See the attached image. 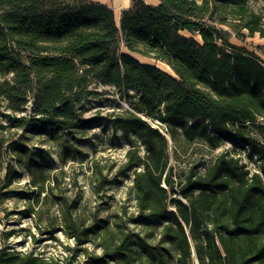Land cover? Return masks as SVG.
<instances>
[{"label":"trees","instance_id":"obj_1","mask_svg":"<svg viewBox=\"0 0 264 264\" xmlns=\"http://www.w3.org/2000/svg\"><path fill=\"white\" fill-rule=\"evenodd\" d=\"M249 1L132 0L118 26L111 7L90 0H0V149L5 131L56 137L90 126V85H113L129 107L99 119L128 144L119 173H132L136 205L130 214H83L72 201L40 197L32 180L23 208L1 210L0 264H193L191 241L198 264H264V142L246 128L264 133V63L222 28L264 37ZM146 118L172 139L241 145L258 169L225 150L175 179L166 135ZM6 146L14 162L5 187L15 165L42 170L20 137Z\"/></svg>","mask_w":264,"mask_h":264},{"label":"rangeland","instance_id":"obj_2","mask_svg":"<svg viewBox=\"0 0 264 264\" xmlns=\"http://www.w3.org/2000/svg\"><path fill=\"white\" fill-rule=\"evenodd\" d=\"M106 1L115 7L113 11L119 26L120 5L118 3L120 0ZM249 5L252 10L262 16L264 22V0H250ZM222 28L232 43L252 51L264 63V37H261L258 32L250 33L235 25H222ZM181 34L193 37L201 43L197 35L187 32H181ZM119 50L126 52L122 44L119 45ZM130 54L140 61L153 63L163 71L174 75L165 63L136 53ZM90 88L97 91L95 97L90 98L84 105L83 115L96 118L90 126L74 133H62L56 137L36 136L28 132L24 133L20 129L3 132L6 141L0 149V216L3 214L2 208L15 210V212L23 208L25 204L23 194L31 188L32 180H37L40 184L35 187L36 192L44 188L40 197L47 194L48 200L72 201L77 211L83 214L97 212L106 215L135 212V198L131 189L132 173H119L126 159L128 144L121 138L119 130L104 123L103 119H99V116L128 108L129 105L113 85L93 82ZM3 112H5L4 102L0 101V121L2 122L4 121ZM146 119L166 135L168 167L175 179L182 177L190 167L195 165H198L199 170H204L217 154L225 150L240 156V160L246 162L250 169H258L255 157L250 156L247 149L241 145L224 141L220 147L212 149L201 140L186 141L180 134L172 139L165 132L164 123L151 118ZM246 128L253 137L264 142V133H259L250 124H247ZM19 137L35 157L41 158L43 167L41 171H36V175L24 167L15 165L16 172L13 173L12 182L5 187L6 166L14 162L13 155L7 151L6 144ZM139 152H144L142 146L139 147ZM262 177L264 178V174ZM56 208L53 207L51 211L57 212ZM17 216L18 213L13 214V218ZM28 222L29 218H23L21 225H26ZM160 227L161 225L158 224L154 231L157 232ZM191 256L193 264H198L192 241Z\"/></svg>","mask_w":264,"mask_h":264},{"label":"crops","instance_id":"obj_3","mask_svg":"<svg viewBox=\"0 0 264 264\" xmlns=\"http://www.w3.org/2000/svg\"><path fill=\"white\" fill-rule=\"evenodd\" d=\"M90 1L96 2V3H101V4H106L107 6L111 7L113 10H115V7L112 6V4L108 3L106 0H90ZM143 1L147 4H156L158 0H143ZM131 3H132V0H120V2L118 3L120 5L118 8L119 13L123 9H128L131 6Z\"/></svg>","mask_w":264,"mask_h":264}]
</instances>
